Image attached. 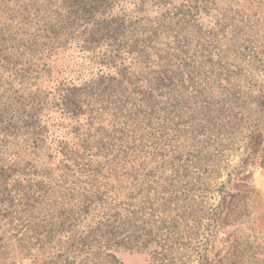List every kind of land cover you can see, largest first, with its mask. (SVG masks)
<instances>
[{
	"label": "rangeland",
	"instance_id": "obj_1",
	"mask_svg": "<svg viewBox=\"0 0 264 264\" xmlns=\"http://www.w3.org/2000/svg\"><path fill=\"white\" fill-rule=\"evenodd\" d=\"M94 1L85 18L58 0H0L21 52L54 25L51 74L67 71L42 87L50 107L72 84L79 103L42 146L21 124L0 142L9 173H33L32 193L0 202V264H264V0ZM103 214L118 223L97 232ZM78 219L86 238L58 243ZM137 241L152 244L115 246Z\"/></svg>",
	"mask_w": 264,
	"mask_h": 264
},
{
	"label": "trees",
	"instance_id": "obj_2",
	"mask_svg": "<svg viewBox=\"0 0 264 264\" xmlns=\"http://www.w3.org/2000/svg\"><path fill=\"white\" fill-rule=\"evenodd\" d=\"M102 1L94 0H58L59 9L64 11L66 7V12L69 14L75 13L79 17L87 18V12H91V7L95 4H99ZM73 4H76L74 7ZM94 10V8H93ZM98 12V11H95ZM0 142L5 140L6 137H12L13 133L11 130L17 129L21 124V127H32L37 130L38 138H41V146L44 145V142L48 135L53 134L46 128H48V123L54 119L58 120V125L63 121L69 119V115H77L78 104L73 101L72 96L77 93L78 90H75V86L72 84L71 88H66L62 92L60 97H57V105L54 104L53 107H50L48 103V97L50 92H52L53 87L58 84V78L60 80L64 79L63 72L67 70H61L62 74H51V65L52 62L55 64L57 56L55 53L58 47H61L60 41L58 40V31L54 30V25L51 28H43L42 34L39 35L40 40L33 43V48L29 49L31 51H23L28 56H32V60H35L40 63L39 67L30 68L27 63V59L24 57V53L20 51L19 46L13 44L17 39H20L18 22H15V18L10 15L0 14ZM117 19L103 20V25L107 23H119ZM81 33V31H79ZM95 34V36H94ZM93 36L96 39L97 33H94ZM42 41V43H41ZM80 45H77L80 51L93 53L94 51L90 49L89 45H84L77 41ZM46 43V44H45ZM72 45L70 41H67L64 46ZM40 47V49H37ZM63 46V45H62ZM37 50V51H36ZM36 51V52H34ZM45 53L41 55V52ZM34 54V55H33ZM43 60V62H41ZM65 67H68V64L64 62ZM44 68V72L41 73L40 68ZM46 67V68H45ZM30 68V69H29ZM57 71V73H61ZM150 72L149 70L146 72ZM28 74L27 76H25ZM21 77H26L25 81H17ZM145 75V74H144ZM144 75L141 76L144 82ZM182 75H180L181 77ZM184 79L183 77H181ZM113 79V78H110ZM16 85H14V83ZM51 85L50 89L45 92L46 86ZM45 86V87H42ZM8 88V89H7ZM80 89V88H78ZM152 89V88H150ZM55 100V98H54ZM58 105H62L61 110L53 111ZM56 115L54 118H51L52 114ZM81 113V112H80ZM44 149L48 150L44 147ZM64 158H67L64 156ZM6 163V164H5ZM5 164V165H4ZM10 169V163L5 157L0 159V202L6 201L9 196L12 194L21 195L25 194L26 191L32 193L31 187H26L24 184L29 182V176L33 173H27L22 175L20 173H15L14 176L8 172ZM93 181L90 178V175H86V181ZM88 183V182H87ZM238 184L228 187L223 193L222 200L220 205H222V210L225 209V216H230L234 212V207L236 203L240 200L241 193L237 188ZM13 188L14 193H11ZM24 189V190H23ZM105 211V209H104ZM103 214L101 220L96 226L97 232H100L101 229L113 228L115 224L118 223L112 217ZM106 219L104 220V218ZM80 221H82L80 219ZM79 219L78 221H73L68 230H66V240H58V243H65L67 248L72 246H78L77 244L83 241L86 238L87 233L84 231L79 232L80 228ZM80 225V226H79ZM78 227V228H77ZM77 228V229H76ZM78 234V235H77ZM138 244L141 245V249H145L147 246H150L152 242L147 241L146 243H137L135 242L132 246H125L122 243H117L115 246H121L125 248H134ZM111 250V248H110ZM113 257V256H112Z\"/></svg>",
	"mask_w": 264,
	"mask_h": 264
}]
</instances>
